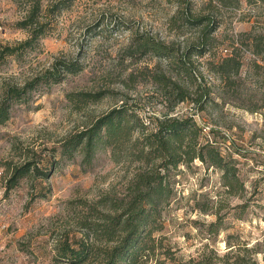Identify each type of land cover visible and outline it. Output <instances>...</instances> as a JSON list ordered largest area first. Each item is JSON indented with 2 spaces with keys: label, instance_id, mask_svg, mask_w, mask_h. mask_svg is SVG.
Returning a JSON list of instances; mask_svg holds the SVG:
<instances>
[{
  "label": "rangeland",
  "instance_id": "rangeland-1",
  "mask_svg": "<svg viewBox=\"0 0 264 264\" xmlns=\"http://www.w3.org/2000/svg\"><path fill=\"white\" fill-rule=\"evenodd\" d=\"M207 3L75 0L58 15L35 48L19 56L0 58V98L6 84H22L51 68L56 59H78L84 65L81 71L68 73L61 81L16 101L10 117L0 123V264H75L59 258L60 240L87 236L84 221L94 219L98 211H108L114 198L124 197L133 172L145 162L131 154L125 144L101 148L89 166L82 163L80 151L72 158H60L54 147L122 103L135 110L149 129L166 112L172 116L192 114L206 137L218 141L225 153L234 152L246 184L244 196L226 193L220 171L198 159L172 170L174 199L163 207L159 227L153 231V250L137 264H232L234 252L227 258H218L215 253L223 255L232 244L237 252L238 246L256 243L264 248V108L250 111L231 100H222L201 111L188 101L169 110L152 77L157 66H166L167 60L152 54L143 56L140 51L131 53L136 48V33L148 32L177 44L193 39L197 29L180 24V19L173 22L174 16L189 4L194 12H209ZM218 7L216 54L237 42V35L241 40L250 30L264 33V0H242L238 7ZM25 11L24 3L0 0V49L27 37V30L15 26ZM212 53L200 59L205 62ZM252 55L243 50L244 68ZM203 64L205 76L218 82ZM85 93L102 95L93 99ZM212 126L218 129L213 131ZM56 158L60 159L54 165ZM28 159L51 168L50 174L27 175L9 187L11 166ZM202 192L214 198L208 211L194 202V196L200 197ZM245 200L249 205L242 217H237L241 212L238 204ZM215 210L227 226L219 234L208 231V224L217 217ZM90 237L93 239V235ZM99 258L91 257L82 264H98ZM205 258L211 261L206 263ZM257 260L264 263L263 251L258 252Z\"/></svg>",
  "mask_w": 264,
  "mask_h": 264
},
{
  "label": "trees",
  "instance_id": "trees-1",
  "mask_svg": "<svg viewBox=\"0 0 264 264\" xmlns=\"http://www.w3.org/2000/svg\"><path fill=\"white\" fill-rule=\"evenodd\" d=\"M17 1L25 4L26 11L15 21V26L27 30L28 35L14 45L1 47V59L10 55L19 56L35 48L52 29L58 15L70 8L75 0ZM216 1L220 7H238L242 0ZM217 3L208 0L210 10L206 13L194 12L189 4L174 16L173 22L177 23L180 19V24L197 29L196 36L183 44L168 42L148 32L135 35L136 48H132L131 53L140 51V55L152 54L167 60L166 66H157L152 77L169 110L180 102L188 101L201 111L210 104H220L222 100H231L250 111L264 108V33L250 30L241 40L237 35V43L224 47L231 48L229 52L216 54L215 32L220 25L215 13V9L219 8ZM243 50L253 54L246 68L242 59ZM210 53L205 62L200 59ZM202 63L215 74L218 82H212L205 76ZM83 67L78 59H56L51 68L26 79L22 84H6L0 98V123L10 117L16 101L25 100L33 91L59 82L68 73L79 72ZM249 79L252 80L251 84H248ZM85 94L93 99L102 95ZM214 129L218 128L212 126L211 130ZM124 144L131 154L145 164L133 172L124 197L114 198L108 211L97 210L99 214L94 219L84 221L87 236H66L60 240L57 246L60 259L82 264L91 257L99 256L98 264H137L143 255L153 250V231L159 227L163 207L174 199L175 172L172 170L183 164L189 166L197 159L207 167L220 171L221 184L226 193L244 196L246 184L239 173L234 152L225 153L218 141L206 137L202 125L192 114L172 116L166 112L163 117H157L155 125L149 129L148 123L135 110L122 103L96 117L87 127L68 135L59 146L54 147V153L58 152L60 158H72L80 151L82 163L89 166L101 148L107 145L121 147ZM36 161L28 159L12 165L7 185L13 187L21 178L31 174L47 177L51 168H43ZM207 194L202 192L200 197L194 196L195 205L203 211H208L214 205V198ZM203 196L206 198H201ZM248 203L245 200L238 204L241 212L237 217H242ZM214 213L217 217L208 224V231L219 234L227 226L222 223L219 212L215 210ZM90 235H93V239ZM230 246L233 247L228 252L215 255L227 258L234 252L232 264H259L257 254L264 252L260 243L238 246V252L234 251V244ZM204 261L209 263L211 259L205 258Z\"/></svg>",
  "mask_w": 264,
  "mask_h": 264
},
{
  "label": "built area",
  "instance_id": "built-area-1",
  "mask_svg": "<svg viewBox=\"0 0 264 264\" xmlns=\"http://www.w3.org/2000/svg\"><path fill=\"white\" fill-rule=\"evenodd\" d=\"M236 35H237V33H236ZM236 43H237V42H236ZM230 50H231V48H227V47H226V48H223V52H224V53H227V52H229Z\"/></svg>",
  "mask_w": 264,
  "mask_h": 264
}]
</instances>
